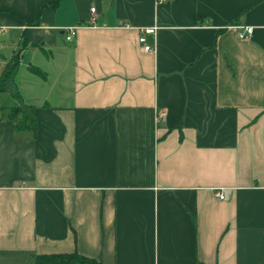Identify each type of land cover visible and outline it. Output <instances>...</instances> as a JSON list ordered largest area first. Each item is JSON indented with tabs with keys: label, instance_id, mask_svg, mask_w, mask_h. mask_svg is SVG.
<instances>
[{
	"label": "crops",
	"instance_id": "crops-1",
	"mask_svg": "<svg viewBox=\"0 0 264 264\" xmlns=\"http://www.w3.org/2000/svg\"><path fill=\"white\" fill-rule=\"evenodd\" d=\"M18 52L0 264H264V0H0V72Z\"/></svg>",
	"mask_w": 264,
	"mask_h": 264
},
{
	"label": "trees",
	"instance_id": "trees-1",
	"mask_svg": "<svg viewBox=\"0 0 264 264\" xmlns=\"http://www.w3.org/2000/svg\"><path fill=\"white\" fill-rule=\"evenodd\" d=\"M22 62V53H15L12 58L6 62L2 71L0 72V93L10 92L12 85L15 81V77L18 73L20 64ZM30 71L45 77V73L42 69L35 65L29 67ZM21 96L20 91L13 93V96ZM9 109V117L17 119L22 117V127L28 126L32 122V126L36 127V123L32 118V115L24 110L22 107L11 105L6 106ZM34 264H103L95 258L83 256L77 252L74 253H52V254H40L36 256Z\"/></svg>",
	"mask_w": 264,
	"mask_h": 264
},
{
	"label": "built area",
	"instance_id": "built-area-1",
	"mask_svg": "<svg viewBox=\"0 0 264 264\" xmlns=\"http://www.w3.org/2000/svg\"><path fill=\"white\" fill-rule=\"evenodd\" d=\"M164 1H167V0H157L158 3H161V2H164ZM95 12H96V7L95 6H92L91 7V13L93 14L92 15V18L90 19L91 20V23L93 24L95 22ZM76 27H71L67 30V34H66V40L67 41H72L75 34H76ZM156 29L157 27L156 26H151V27H145L143 29H141V34H140V37H139V43L142 45L143 49L146 51V52H156L157 51V44H156V41L155 42H150L148 40V36L150 35H155L156 33ZM240 32H239V36L240 38L242 39H250L253 35V32H254V27L253 26H240ZM219 198L220 199H224L225 198V194L223 192H220L219 193Z\"/></svg>",
	"mask_w": 264,
	"mask_h": 264
}]
</instances>
